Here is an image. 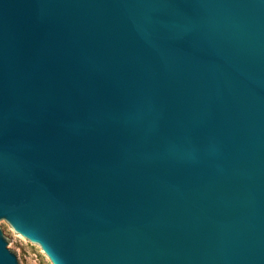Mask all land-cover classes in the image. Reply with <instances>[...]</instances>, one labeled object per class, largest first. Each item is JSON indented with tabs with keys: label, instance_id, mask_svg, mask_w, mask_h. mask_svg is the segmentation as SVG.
I'll use <instances>...</instances> for the list:
<instances>
[{
	"label": "water",
	"instance_id": "1",
	"mask_svg": "<svg viewBox=\"0 0 264 264\" xmlns=\"http://www.w3.org/2000/svg\"><path fill=\"white\" fill-rule=\"evenodd\" d=\"M264 264V0H0V264Z\"/></svg>",
	"mask_w": 264,
	"mask_h": 264
},
{
	"label": "rangeland",
	"instance_id": "2",
	"mask_svg": "<svg viewBox=\"0 0 264 264\" xmlns=\"http://www.w3.org/2000/svg\"><path fill=\"white\" fill-rule=\"evenodd\" d=\"M1 230L16 242L12 252L20 258L21 264H51L43 253L20 240L9 226L1 228Z\"/></svg>",
	"mask_w": 264,
	"mask_h": 264
}]
</instances>
